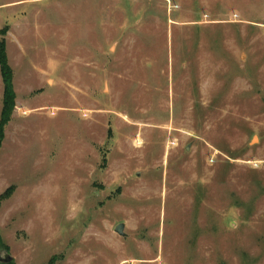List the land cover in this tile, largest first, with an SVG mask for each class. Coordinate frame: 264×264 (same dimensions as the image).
I'll return each mask as SVG.
<instances>
[{
    "label": "rangeland",
    "instance_id": "1",
    "mask_svg": "<svg viewBox=\"0 0 264 264\" xmlns=\"http://www.w3.org/2000/svg\"><path fill=\"white\" fill-rule=\"evenodd\" d=\"M0 40V264H264V0H0Z\"/></svg>",
    "mask_w": 264,
    "mask_h": 264
},
{
    "label": "trees",
    "instance_id": "2",
    "mask_svg": "<svg viewBox=\"0 0 264 264\" xmlns=\"http://www.w3.org/2000/svg\"><path fill=\"white\" fill-rule=\"evenodd\" d=\"M2 32V34H4ZM0 74L3 84V103L2 111L0 115V147L4 137V128L10 119V114L14 107L15 94L12 85V72L8 65V59L5 51V44L3 40H0ZM12 194V189L6 190L1 196L0 201L9 199ZM4 264H15L13 261H8Z\"/></svg>",
    "mask_w": 264,
    "mask_h": 264
},
{
    "label": "water",
    "instance_id": "3",
    "mask_svg": "<svg viewBox=\"0 0 264 264\" xmlns=\"http://www.w3.org/2000/svg\"><path fill=\"white\" fill-rule=\"evenodd\" d=\"M122 230H123V225H118V226H116V228H115V232L117 233V234H119V235H123V232H122Z\"/></svg>",
    "mask_w": 264,
    "mask_h": 264
}]
</instances>
